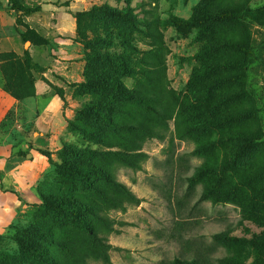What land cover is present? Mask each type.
I'll list each match as a JSON object with an SVG mask.
<instances>
[{"label": "rangeland", "instance_id": "374dc122", "mask_svg": "<svg viewBox=\"0 0 264 264\" xmlns=\"http://www.w3.org/2000/svg\"><path fill=\"white\" fill-rule=\"evenodd\" d=\"M235 3L246 4L240 18L250 24L248 27L238 22L217 20L201 29L178 31L162 23L172 15L183 19L192 17L197 14L196 6H207L216 12L233 7ZM56 4L77 22L75 36L65 44L66 51L59 53L69 54L70 59L60 61L78 67L75 75L81 74L82 81L85 68L86 72L99 69L83 57L88 52L100 50L94 40L117 32L130 35L135 48V65L148 71L145 76L137 72L124 82L140 95L147 96V101L157 112L151 114L153 124L145 137L125 147L132 163H123L112 153L104 158L102 155L92 157L87 152L79 158L68 156L63 150L64 144L99 151H115L119 146L114 145L117 139L113 136L109 137L111 146L89 143L81 133L68 130L67 124L63 129L62 120L54 122L52 133L40 136L36 126L39 103L34 96L18 100L17 108L1 130L10 134L15 152L25 156L32 152L31 149L47 150L51 161L47 160L48 167L34 187L38 199L20 206L13 221L0 232V261L4 264H34L20 252L14 238L22 233L21 229L30 227L51 234L53 244L48 246L53 264H175L176 258L190 259L196 252L208 261L206 264H217L216 259L228 253L214 243V233L228 230L231 235L246 239L261 230L242 219V211L264 212V143L254 147L238 162L241 168L260 174V178L249 184L248 190L238 191L237 199L245 205V210L237 203L198 201L204 185L200 182L190 186L188 178L205 162L206 154L197 153L202 148L201 141L215 135L214 130L202 136L184 135L180 105L183 100H190L187 82L193 70L207 63H222L236 55L233 50L216 47L199 56L197 53L202 46L222 37L249 39L246 88L254 97L257 120L264 133V0H56ZM36 5V1L31 2L32 7ZM107 7L129 10L135 25L98 10ZM30 37L34 42L39 41L35 35L30 34ZM20 41L23 45L24 42ZM56 44L52 40L45 48L49 50L50 59L58 56L51 51ZM113 48L122 49L118 44L108 47ZM35 59L38 61L36 54ZM210 81V78L200 77L195 84L206 87ZM238 88L237 84L225 81L216 86L215 94L232 93ZM67 91L74 93L70 106L65 101L68 109L73 111L79 106L78 97L85 91L68 85ZM84 96L86 99L98 98L94 94ZM251 106L249 100L241 99L233 101L227 109ZM215 117L216 114L212 113V119ZM219 126L215 132L226 135L232 130L252 128L254 122L239 118L231 124ZM53 135L57 136L49 139ZM236 144L233 141L215 145L213 148L217 149L212 148L209 152L216 151L230 160ZM71 160L76 163L98 162L103 167L105 161H109L105 167L113 182L96 181L94 186L105 192L102 195L95 188H75L60 167L64 161ZM117 184L124 186L125 191ZM65 194L96 201V211L89 215L92 231L71 225L68 216L51 211L47 200Z\"/></svg>", "mask_w": 264, "mask_h": 264}, {"label": "trees", "instance_id": "16d2710c", "mask_svg": "<svg viewBox=\"0 0 264 264\" xmlns=\"http://www.w3.org/2000/svg\"><path fill=\"white\" fill-rule=\"evenodd\" d=\"M11 8L22 11V14H30L40 11L39 5L26 6L23 0H8ZM17 2L19 6L16 5ZM246 4L235 3L233 7L222 8L212 12L207 6H196L197 14L183 19L178 16H170L162 21L165 25H171L178 31L192 28L201 29L215 21L238 22L244 27L250 24L241 20ZM99 12L120 18L127 24L134 26L133 17L129 10H117L112 8H99ZM16 26L26 27L25 31H18L20 39L30 41L34 45H50V40L41 37L35 30L29 29L18 16L15 20ZM77 32V22H76ZM30 34L35 35L38 42H34ZM100 50H93L84 54L85 61L89 64L99 66L97 71L86 72L82 75V81L70 84L75 89L85 91L84 95L94 94L97 99H86L84 95L78 97L79 106L74 110V115L67 120V129L81 133L89 143L111 146L109 137H115L119 148L115 151L75 147L69 144L63 145L65 153L72 158H79L87 152L90 156L114 154L123 163H132L127 149L137 139H143L151 130L153 124L151 114L157 112L149 98L140 95L134 88H129L124 79L141 73L147 74V68L135 65L132 37L120 32L109 34L93 41ZM118 44L122 49H108ZM225 48L233 50L236 55L224 60L222 63L202 65L193 70L187 86L190 89V100L181 103V115L184 116V135L202 136L207 131H213L215 137L201 141V149L198 152L206 154L205 162L196 167L195 172L188 178L189 185L203 183L204 188L198 201L208 200L212 204L237 203L245 210V205L237 199L238 191H246L250 183L260 178L258 172H251L241 168L238 162L254 147L264 143V133L258 123V110L255 106L254 97L246 88L247 71L250 42L249 39H235L222 37L206 46H202L198 55L210 53L213 48ZM102 50V51H101ZM129 50V51H127ZM42 67L35 63L28 50L21 55L13 51L0 52V85L17 100L35 96V73L41 72ZM200 77L210 78L206 87H198L196 79ZM235 83L238 89L232 93L217 96L216 86L224 82ZM59 89V88H55ZM81 93V92H80ZM56 94L63 98V90H57ZM74 94V93H73ZM247 99L252 106L246 109H232L227 107L234 101ZM223 110V112H222ZM226 110V111H225ZM12 111L6 114L0 123V141L7 137L11 142L10 134L2 131L4 122L10 118ZM212 113L216 117L212 119ZM239 118H247L254 122L249 129H236L229 134L215 132L219 125L231 124ZM237 142V147L230 160L215 152H209L217 145L221 146L227 142ZM12 143V142H11ZM14 150V145L12 143ZM214 150L217 149L213 148ZM15 151V150H14ZM46 156L50 162L49 151L38 150ZM207 151V152H206ZM17 153V152H15ZM19 154V153H18ZM20 155V154H19ZM104 160V159H102ZM109 161H105L107 164ZM106 164H103L104 167ZM64 169L68 181L77 189H97L96 181L103 180L107 183L113 182L106 167L98 162L64 161L60 166ZM264 175V172H263ZM120 190L125 187L117 184ZM264 190V185L262 186ZM99 195L104 194L100 188ZM51 211L68 216L71 225L86 231H92L89 215L96 211V201L90 198H79L71 194L55 196L47 200ZM98 207V206H97ZM242 211V219L248 220L261 230L252 233L249 238L240 239L230 234L228 230L214 233L212 240L218 246L226 250L228 254L217 258V264H264V212ZM242 222V220H241ZM20 235H15L20 252L26 255L31 263L53 264L54 260L49 250V243L53 244V238L49 232L39 231L30 227L21 229ZM250 248V249H247ZM198 252L190 259H175V264H206ZM0 264H4L0 261Z\"/></svg>", "mask_w": 264, "mask_h": 264}, {"label": "crops", "instance_id": "0c3cea01", "mask_svg": "<svg viewBox=\"0 0 264 264\" xmlns=\"http://www.w3.org/2000/svg\"><path fill=\"white\" fill-rule=\"evenodd\" d=\"M33 1L37 2L40 11L22 14V11L16 12L12 9L8 0H0V52L13 51L21 55L24 50H28L33 61L42 67L41 72L35 73L36 94L33 97L40 106L36 126L42 136L55 130L54 122L60 123L62 120L64 129L66 118L73 117L74 110L65 105V101L72 102L73 93L67 91V85L71 87L70 84L80 82L81 74L75 75L78 67L60 61L70 59L69 54H59L60 51H66L65 44L70 43L71 38L75 36L74 17L57 5L56 0H23V4L31 6ZM18 16L22 17L23 23L29 29L35 30L41 37L56 41L57 50L51 48V51L52 54H57V57L50 59L49 50L45 49L48 45H34L30 41L21 44L18 31H25L26 27L16 26L15 20ZM27 43L30 44L29 47L25 46ZM55 88H62V99L55 93ZM18 102L0 85V123L7 113L17 108ZM71 104L69 103V106ZM56 136L53 135L49 139ZM31 151L25 156L19 155L15 153L7 137L0 141V232L13 221L20 206L24 207L25 202L38 199L34 187L47 169L48 161L36 149Z\"/></svg>", "mask_w": 264, "mask_h": 264}]
</instances>
